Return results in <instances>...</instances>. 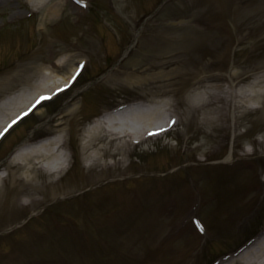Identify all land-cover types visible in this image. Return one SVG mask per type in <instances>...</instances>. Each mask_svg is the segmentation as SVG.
I'll return each mask as SVG.
<instances>
[{"label": "rangeland", "instance_id": "1", "mask_svg": "<svg viewBox=\"0 0 264 264\" xmlns=\"http://www.w3.org/2000/svg\"><path fill=\"white\" fill-rule=\"evenodd\" d=\"M49 1L57 2L58 8H50L47 0H0V101L16 95L12 99L14 104L5 109L8 113L0 112V118L13 115L20 105L17 103L28 100V88L53 83L60 78L58 74L67 77L71 65L81 57L88 59V67L69 92L54 105L48 103L36 110L27 123L12 133L0 149V160L25 137L30 135L35 141L49 128L55 133L62 127L70 137L76 160L56 184H47L46 174L41 175L40 181L49 196L36 213L46 210L34 217L31 233H0V264L48 263L61 257V253L70 259L69 263L59 264H102L99 256L113 249L116 254L111 264H208L211 258L235 249L252 234L261 232L264 187L256 190L253 179L264 178V146L259 140V135L264 137V108L255 107L259 100H255L254 108L245 107L237 112L231 108L228 126L223 129L202 128L200 113L208 101L215 99L205 96L206 85L218 81L210 78L222 76L223 83L228 84L231 74L237 72L241 78L239 86L245 88L248 82L264 74V0H227L230 2L226 1L225 10L220 0H165L160 7L162 0H90L89 9L72 0ZM241 12L244 15H239ZM175 16L178 18L174 19ZM104 17L108 19L107 26L117 34V42L101 25ZM238 19L245 31L236 40ZM209 23L221 25L222 30L206 31ZM252 24H260L255 35L251 32ZM189 27L207 34L200 50L187 52L180 47L184 28ZM137 32L132 50L112 67L125 47L134 42ZM255 40L257 58L252 51ZM69 56L67 68L47 73L49 65ZM136 99L157 109L165 121L174 110L182 114L184 121L167 135L131 144L123 154L107 155L98 164L85 166L80 157L87 161L92 150L83 146L84 133L96 115L110 105ZM74 106L78 111L71 114ZM253 146L255 152H247ZM205 156L208 161L196 162ZM120 157V164L101 170V162L112 163ZM229 157L224 166L211 162ZM180 163L186 164L181 171L171 176L161 174L160 171ZM200 166L205 169L196 168ZM13 175L18 173H12L14 181ZM191 182L204 189L202 203L191 198ZM101 184L108 188L104 194L94 192L79 200H67L88 186L93 190ZM26 187L23 184L20 188L25 197ZM5 196L6 201L0 205V232L30 211V206L23 204L9 207L12 195ZM235 196L237 201L233 202ZM54 201L57 203L53 204ZM231 203V208L227 207ZM6 207L11 211H5ZM227 212L231 213L229 217L224 215ZM68 214L76 218L70 221L65 216ZM191 214L207 221L211 234L206 239L184 219ZM54 215L56 222L67 220L70 224L62 222L58 226ZM55 223L64 229L60 233L57 229L48 232L46 229L53 228ZM180 224L185 226L178 235L160 243L163 232L169 227L176 230ZM133 234L137 237H132L136 239L134 245H140L135 251L127 242ZM151 236L155 238L150 243L144 240ZM61 242L65 243L60 245ZM90 244H96L95 254L88 250Z\"/></svg>", "mask_w": 264, "mask_h": 264}, {"label": "bare ground", "instance_id": "2", "mask_svg": "<svg viewBox=\"0 0 264 264\" xmlns=\"http://www.w3.org/2000/svg\"><path fill=\"white\" fill-rule=\"evenodd\" d=\"M57 7L58 3L51 4V8L55 9ZM199 40L197 38L196 41L186 42L187 39L185 38L183 45L189 49ZM69 60L70 58L53 63L51 66L52 72L58 71L57 67L59 69L66 67ZM66 79L64 78V80ZM40 89L43 88L39 85L34 90V94ZM232 89L234 88L231 86L230 90H226L222 84L218 83H213L208 86L206 94L214 95L215 99L206 105L202 113V127L204 129L212 126L217 128L222 127V122L226 118L229 105L233 104L235 110H240L248 106L251 100L262 97L264 95V75L253 80L249 87L235 89L230 94ZM75 110H77L76 107L72 109V113ZM153 111L154 109L138 107L131 110V113L128 115L109 114L99 118L87 131L84 147L92 150V158H100L102 154L111 156L123 154L124 150L129 148L131 138L134 135L140 136L147 127L151 128V125H154L157 117L156 115L154 116L155 112ZM64 137V135L60 134L42 144L22 143L11 154L9 158L10 164H16L18 166L16 171L18 173V179L27 184L26 191L30 203L40 202L42 200L36 195L40 194L43 189L40 181L43 170L48 171L52 181L56 180V168L63 164L66 157V153L64 152ZM122 160L123 158H120L119 162ZM238 260L242 264H264V233L253 244L244 249L239 255V258L227 263L237 264Z\"/></svg>", "mask_w": 264, "mask_h": 264}, {"label": "snow or ice", "instance_id": "3", "mask_svg": "<svg viewBox=\"0 0 264 264\" xmlns=\"http://www.w3.org/2000/svg\"><path fill=\"white\" fill-rule=\"evenodd\" d=\"M49 97H42L41 99H48ZM39 103V102H38ZM25 115H27V113L25 114ZM13 123H15V121L13 122ZM200 228H201V231L203 230L202 229V226H200Z\"/></svg>", "mask_w": 264, "mask_h": 264}]
</instances>
